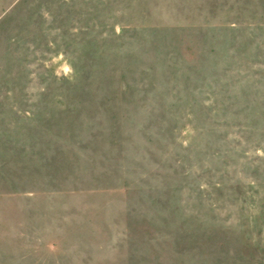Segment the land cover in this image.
I'll use <instances>...</instances> for the list:
<instances>
[{
  "label": "rangeland",
  "instance_id": "374dc122",
  "mask_svg": "<svg viewBox=\"0 0 264 264\" xmlns=\"http://www.w3.org/2000/svg\"><path fill=\"white\" fill-rule=\"evenodd\" d=\"M0 264H264V0H0Z\"/></svg>",
  "mask_w": 264,
  "mask_h": 264
}]
</instances>
